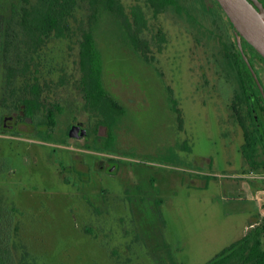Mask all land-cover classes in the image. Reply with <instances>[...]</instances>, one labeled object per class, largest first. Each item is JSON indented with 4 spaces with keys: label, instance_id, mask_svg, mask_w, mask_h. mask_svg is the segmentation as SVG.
<instances>
[{
    "label": "rangeland",
    "instance_id": "obj_1",
    "mask_svg": "<svg viewBox=\"0 0 264 264\" xmlns=\"http://www.w3.org/2000/svg\"><path fill=\"white\" fill-rule=\"evenodd\" d=\"M175 1L152 9L117 0L129 24L117 16L98 26L103 85L124 109L110 149L101 147L103 118L76 81L89 0H75L68 38L47 39L33 54L34 115L18 117L17 97L7 96L0 210L17 211L16 264H204L264 221V169L243 159L231 109L240 89L224 54L232 28L213 0ZM134 6L144 16L139 31ZM9 60L18 72L20 55ZM253 62L264 80L263 64ZM75 123L87 136L67 135Z\"/></svg>",
    "mask_w": 264,
    "mask_h": 264
},
{
    "label": "trees",
    "instance_id": "obj_2",
    "mask_svg": "<svg viewBox=\"0 0 264 264\" xmlns=\"http://www.w3.org/2000/svg\"><path fill=\"white\" fill-rule=\"evenodd\" d=\"M213 2L221 12L215 0ZM146 3L152 9L176 5L175 0H146ZM89 7L88 26L78 41L79 77L76 81L80 83L87 104L101 114L103 119L100 122L107 129L101 147L110 149L114 140L113 129L124 109L104 88L102 56L95 35L102 21L118 23L117 16H121L125 23L129 24V21L117 0H89ZM74 8L75 0H0V110L6 106L7 96L17 97V103L15 101L11 110H19L16 113L18 117L33 116L39 109V87L37 83L28 82L31 78L36 79L40 71L39 62L36 63L33 54L46 44L47 39L63 40L69 37L71 29L69 19L73 15ZM134 8L131 12L132 23L139 31L141 24L145 23L144 16L141 7L134 6ZM20 33L24 38V45L19 43L18 46L16 42ZM130 40L132 43L135 42L134 37ZM242 42L246 45L244 41ZM15 51H18V54H14L15 57L18 58L20 55L22 60L18 72L14 69L13 62L9 60L10 55L12 60L15 58H13ZM224 54L241 86L248 89L253 79L235 43L224 45ZM20 77L23 80H20ZM6 110L11 111L10 108ZM6 116L0 111L1 123ZM46 118L51 124L54 123L51 108L46 109ZM23 122H26V118ZM239 125L244 130L245 143L241 146L242 154L246 161L254 166V134L245 130L242 121H239ZM15 212H17L15 208L7 206H3L0 210V264H16L10 248L13 239L10 223ZM169 261L171 264H176L172 259ZM204 264H264V222L222 249Z\"/></svg>",
    "mask_w": 264,
    "mask_h": 264
},
{
    "label": "flooded vegetation",
    "instance_id": "obj_3",
    "mask_svg": "<svg viewBox=\"0 0 264 264\" xmlns=\"http://www.w3.org/2000/svg\"><path fill=\"white\" fill-rule=\"evenodd\" d=\"M248 2L254 8H256V10H258L257 6H260L264 11V0H248ZM242 41H244V40H242ZM242 44H243V42H242ZM243 45H244V50L246 52L247 59H248L249 63L251 64V67L255 73V76H256L257 80L259 81V83L262 87V90L264 92V80H263L262 76L260 75V72L258 71V69L255 67L253 59H257L261 64H263V66H264V60L248 43H246V45L245 44H243ZM252 57H253V59H252ZM250 75H251V73H250ZM238 83H239V81H238ZM239 88H240L239 94L235 97V102L232 103V106H231L232 107L231 108L232 109V115L234 117L235 122L238 125H239V121H242L245 130L248 133L252 132L254 134L255 165H259L260 169H264V100H263L261 92L259 91L254 79L252 81V84L248 87V89L241 86L240 83H239ZM237 98L239 100L236 101ZM3 126H4V124H3ZM80 126L83 127L82 125H80ZM242 134H243V136H242L243 137V143H241V146H242V144L245 143L244 130L243 129H242ZM85 136H87V131H86ZM85 136H83V137H85ZM241 146H240V151H241ZM241 155H242L243 159L245 160V162H247L246 159L244 158L243 154H242V151H241ZM247 164L250 165L248 162H247ZM250 167H252V166L250 165ZM113 168H115V165L114 166L112 165L111 167L105 168V170H107L110 173V172H113ZM260 224L261 223H259L258 225H260ZM258 225H256V226H258ZM256 226L251 224L250 228L246 229L243 236H245L251 229H253ZM242 237H240V238H242Z\"/></svg>",
    "mask_w": 264,
    "mask_h": 264
},
{
    "label": "water",
    "instance_id": "obj_4",
    "mask_svg": "<svg viewBox=\"0 0 264 264\" xmlns=\"http://www.w3.org/2000/svg\"><path fill=\"white\" fill-rule=\"evenodd\" d=\"M228 25L232 28L235 45L254 79L264 100V92L249 63L242 40L248 43L264 60V11L260 6L254 8L248 0H215ZM30 122V119H26ZM80 123L72 124L68 129L71 138H82L86 129Z\"/></svg>",
    "mask_w": 264,
    "mask_h": 264
}]
</instances>
